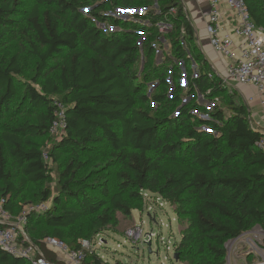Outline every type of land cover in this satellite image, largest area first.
I'll return each mask as SVG.
<instances>
[{"label":"trees","instance_id":"trees-1","mask_svg":"<svg viewBox=\"0 0 264 264\" xmlns=\"http://www.w3.org/2000/svg\"><path fill=\"white\" fill-rule=\"evenodd\" d=\"M32 1L26 41L37 59L31 83L40 89L19 79V55L0 63V197L13 216L22 208L12 198L52 202L25 228L38 257L64 264L45 239L67 242L83 219L84 237L102 236L119 227L118 214H142L146 193L174 208L184 226L174 250L187 264H226L229 241L256 227L264 232L262 134L241 93L229 90L198 45L182 0ZM245 2L264 29V0ZM20 5L0 0V44ZM62 108L66 132L48 155L55 164L70 156L53 192L50 163L36 140L54 137ZM17 113L34 114L13 123ZM102 145L108 150L99 154ZM95 151L96 163L83 160ZM40 184L47 186L35 201L23 196V188ZM85 256L84 264L101 262ZM0 264L31 263L0 248Z\"/></svg>","mask_w":264,"mask_h":264},{"label":"rangeland","instance_id":"rangeland-1","mask_svg":"<svg viewBox=\"0 0 264 264\" xmlns=\"http://www.w3.org/2000/svg\"><path fill=\"white\" fill-rule=\"evenodd\" d=\"M34 6L35 2L32 0H21L17 15L11 18L15 22V27L12 28L11 32L3 40V43L0 44L1 64H6L14 55H19L20 65L22 67V76L19 77V79L25 84H32L31 79L35 74L37 65V59L30 54L26 41V37L32 33L29 16ZM23 30L26 31L27 34L21 32ZM164 59L165 57H158L157 61L163 62ZM33 86L40 89L38 84H34ZM155 87L156 82H152L148 85L147 90L152 92ZM234 88L233 86L232 89ZM17 114V120H14L13 123H21L26 120L32 121L31 117H33L34 113L30 116L22 113ZM56 138L57 137H47L45 139L35 140L43 147V151L49 154L55 140H57ZM98 149L99 154L108 150L106 145H102ZM69 156V154L64 153L59 164H55L53 160H49L51 168L50 187L53 192H55L57 184L59 167H62L69 159ZM93 157H96L95 160L91 162L94 164L98 161L96 151L83 157V160L88 161ZM88 169L89 167L86 168V171ZM11 170L14 175H18V169L13 165L11 166ZM115 172L116 170L113 169L110 175L113 182ZM46 186L47 184H40L37 186L29 185L23 188V196H27L30 200L35 201L36 195ZM12 199L15 204H18V208H22L20 210L21 212L28 206L25 204L26 201L22 198ZM150 200L149 204H153V212H156V218L149 215L148 207H146L142 214L138 211H134L131 218H125L121 214H118V218L120 219L118 228H110L107 232L103 233L100 238L94 236L91 240L84 237V235H87L89 232V219H83L80 224L69 230L70 239L65 242V245L68 247L69 251H73V247L69 246V244L75 242L81 245L80 249H82L84 253L88 252L99 258L101 257L105 264H187L180 259V256L179 259L174 258V244L181 239V231L184 227L177 221L176 214L173 211L174 208L170 207L167 203L158 202L153 196ZM4 201L5 200L0 197V208L4 207ZM49 205L52 206L51 201H49ZM16 212H18V210ZM136 225L143 226L144 235H150L151 233L156 235L151 245H134L133 242L127 238L126 234L128 230L134 228ZM72 236L78 238L74 239ZM161 238H163L166 243L170 241L171 249L169 251H167L165 246L161 243ZM99 239L104 240L103 245L98 244ZM85 241L91 244L90 247L83 248ZM226 247V264H264V232L259 227L247 232L236 240L229 241ZM66 254L59 253L57 255L60 260L64 261V264H71L70 258L68 254Z\"/></svg>","mask_w":264,"mask_h":264},{"label":"built area","instance_id":"built-area-1","mask_svg":"<svg viewBox=\"0 0 264 264\" xmlns=\"http://www.w3.org/2000/svg\"><path fill=\"white\" fill-rule=\"evenodd\" d=\"M207 1L210 4V12L206 31L211 40V45L217 54L230 62L226 68L225 75H219L231 92L233 91V86L253 87L256 89L260 97L259 103L264 119V29L258 27L252 20L245 0H224L230 10L234 12L237 22L233 33L228 34L223 27L221 0ZM233 36L239 38L240 41H236ZM65 132L66 115L64 108H62L57 114V120L52 125L51 135L58 139ZM261 134L257 146L264 153V134ZM44 156L46 161L50 162L49 155L45 153ZM145 197L147 201H151L152 196L149 193H146ZM157 201L162 202L160 199H157ZM49 207V202L28 205L18 216H13L4 207H1L0 224L7 226L4 228L0 227V248L16 257L28 259L31 264H50L43 256H37L34 246L28 245L30 239L25 229L31 214L46 212ZM153 209V204L150 203L148 205V213L156 218L157 215L156 212H153ZM126 236L134 245H151L156 237L153 233L144 235L143 226L141 225H136L128 230ZM160 240L166 250L169 251L171 249L170 241L166 243L163 238ZM44 243L57 254L62 253L65 255L67 253L71 264H84L86 260L82 249L69 251L64 242L54 238H47ZM98 244L103 245L104 240L99 239ZM90 245L89 242L85 241L83 248L90 247ZM93 264H105V262L101 258L100 263L95 262Z\"/></svg>","mask_w":264,"mask_h":264},{"label":"crops","instance_id":"crops-1","mask_svg":"<svg viewBox=\"0 0 264 264\" xmlns=\"http://www.w3.org/2000/svg\"><path fill=\"white\" fill-rule=\"evenodd\" d=\"M185 9L188 13L197 36V42L203 51L204 55L211 62L213 68L220 75H225L226 68L230 63L226 58L217 54L212 45L211 40L206 31V25L208 22V15L210 12V4L207 0H182ZM221 10L223 12V27L224 31L228 34H232L236 25V16L232 10L226 5L224 0H221ZM236 41H240L239 38L233 36ZM244 100L248 104L251 111V119L254 127L264 134V119L261 114L260 97L256 89L253 87H237L235 86Z\"/></svg>","mask_w":264,"mask_h":264},{"label":"water","instance_id":"water-1","mask_svg":"<svg viewBox=\"0 0 264 264\" xmlns=\"http://www.w3.org/2000/svg\"><path fill=\"white\" fill-rule=\"evenodd\" d=\"M150 245V244H149ZM174 258L175 259H179V254L176 252L175 255H174Z\"/></svg>","mask_w":264,"mask_h":264}]
</instances>
